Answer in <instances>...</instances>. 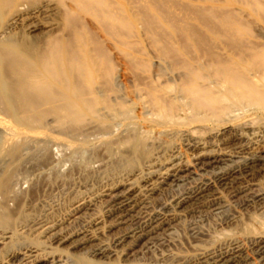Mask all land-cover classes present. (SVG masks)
<instances>
[{"label": "bare ground", "instance_id": "1", "mask_svg": "<svg viewBox=\"0 0 264 264\" xmlns=\"http://www.w3.org/2000/svg\"><path fill=\"white\" fill-rule=\"evenodd\" d=\"M176 10L192 17L178 19L173 16ZM159 25L163 29L158 32L155 29ZM258 25L264 28V0H0V112L30 131L44 128L58 133L82 135L88 132L89 127L95 126L101 137H106L104 145L107 149L113 141H118L114 140L117 135L114 138L112 135L118 129L119 122L133 118L134 107H140L153 116L156 124L168 125L170 128L177 126L178 129L182 126L188 133L194 132L198 123L206 121L224 125L245 113L257 119L243 123L245 128L249 129L253 124L264 128V44L256 41L245 45V41L253 37V28ZM139 27L147 32L152 45L163 56L155 58L164 63L165 71H160L159 64H156L158 62L137 57L140 55ZM195 28L203 29L204 34L195 33ZM178 31L186 42H201L202 38H211L217 44L228 43L234 57H165L172 53L168 42L173 40L174 33ZM98 33L103 37L102 42L98 40ZM257 36L264 40L263 34ZM103 42L112 43L121 53L125 63L122 65L127 72H116L115 64L102 47ZM152 66L157 69L149 75ZM131 83L134 85L131 86ZM153 117L149 120H154ZM114 125L116 130L112 129ZM132 134L130 137L127 134L125 139L122 137V141L130 158L138 162L148 154L145 135L142 132V135ZM242 134H235L224 142L225 145L228 142L237 144V150L231 155L222 150L223 153L215 152L214 156L206 155L200 150L203 147L200 141L186 143L192 151L199 149L192 155V161L186 165L170 161L160 170L157 169L154 175L160 183L176 182L194 170L207 172L222 163L225 167L214 173V180L235 195L241 189L240 180L251 179L256 171L264 170V145L257 147L258 143L251 147L257 142ZM16 142L9 151L0 147L2 198L9 194L13 183V167H9L11 171H4L1 163L7 157L16 156ZM225 161L240 163L226 165ZM200 187L191 190L190 195H198L202 190ZM132 191L130 186L124 193L108 194L107 200L112 203L119 219L132 208ZM189 197L178 198L175 205ZM4 206L0 201V228H3L0 232V251L4 249L6 254L9 251L8 258L15 261L26 253L25 250L23 254L14 251L16 247L11 248L16 233L8 229L12 227L13 215ZM80 207L81 204L75 209L79 210ZM149 223L134 235L131 234L134 240L158 227L157 222L156 225ZM44 229L50 230V227ZM261 235L258 236L259 240H252L250 244L253 255L264 260V235ZM104 251L105 248H97L92 251V255H102ZM239 251L236 244L212 255L215 264H236L239 263Z\"/></svg>", "mask_w": 264, "mask_h": 264}, {"label": "rangeland", "instance_id": "2", "mask_svg": "<svg viewBox=\"0 0 264 264\" xmlns=\"http://www.w3.org/2000/svg\"><path fill=\"white\" fill-rule=\"evenodd\" d=\"M183 13L186 12L176 10L173 16L178 19L185 16L192 17L188 13ZM162 29L163 26L159 25L155 30L159 32ZM138 31L140 55L137 57H146L152 62H158L155 57L163 56L152 45L147 32L141 27ZM194 32L199 35L204 34L201 28H195ZM260 33L264 35V28L261 25L255 26L252 30L253 37L245 41V45L256 41L264 44V40L257 36ZM97 37L100 42L103 41L100 33ZM168 43L172 53L165 57H234L233 49L228 43L217 44L211 38H202L201 42L199 40L186 42L181 38L179 31L174 33L173 40ZM102 47L115 64L116 72L121 74L127 72L126 67H123L125 63L122 61V55L114 45L103 42ZM156 64H159L161 72L166 70L164 63ZM120 68L123 69L120 71ZM156 69V66H152L149 75ZM132 85L134 84L131 83ZM132 112L131 120L119 122L118 129L116 125L113 126L112 129L117 130L112 137L117 135L114 140L118 139V141H113L111 137L110 140L113 142L109 149L104 145L106 137H101L95 126L89 127L88 132L82 135H69V133H58L54 130L51 132L44 128L30 131L0 112V147L9 151V148L14 146L13 143L17 141L16 156L7 157L3 160L5 162L1 163L2 166L4 165L2 168L4 171H11L10 166L13 167L11 172L13 186L11 185L6 197L0 196V201L13 215L12 227L8 229L13 230L16 237L13 246L10 245V247L12 246V249L16 247L14 251L26 253L24 257L19 256L14 261L13 258H8L9 251L6 254V251L1 249L0 261L2 262L0 263L59 264V261L60 264H80V262L81 264L89 262L94 264H211L214 261L215 264L213 255L238 244L240 255L237 256V260L240 264H264L262 258L259 259L253 255L250 244L252 240H259L258 236L264 233V170L256 171L251 179L240 180L241 189L235 195L214 180V173L225 167L222 163L212 168L213 170L208 169L207 172L194 170V173L191 172L176 182L160 183L154 175L157 169L160 170L170 161L180 162L181 165L191 162L192 155L199 150L192 151L187 145L193 140L200 141L203 146L200 150L210 156H214L215 152L231 155L233 151H236L237 144L228 142L225 145L224 142L238 133L245 132L243 136H250L251 140L254 139L253 141L257 142H254L251 147H255L258 143L257 147L260 144L263 146L264 128L258 127L257 124H253L249 129L243 126V123L250 119L253 121L257 119L245 113L241 117L228 121L229 124L228 122L224 125L223 123L212 124L205 121L198 123L194 131L196 133H188L182 126L178 129L177 126L170 128L168 125L156 124L155 118L140 107H134ZM152 117L154 120H149ZM131 131L133 134L145 135L144 141L148 154L138 162L130 158L123 144V139L131 136ZM121 132H124V136ZM194 136L196 138L198 136L199 140ZM239 161L242 162L241 159ZM225 162L226 165L240 163ZM147 164L151 167L147 168ZM199 185L202 187L201 192L192 197L191 192ZM130 186L133 190L131 193L133 205L131 210L119 219L113 211L112 203L107 200L108 194L124 193ZM186 195L192 198L184 199V202L176 206L175 201ZM79 204L81 207L76 210ZM148 223L159 228L151 231L153 233L149 232L134 240L133 233L138 232ZM44 227H50L51 231ZM2 229L0 228V232ZM10 247L9 250H11ZM97 248H105L104 254L92 255V251Z\"/></svg>", "mask_w": 264, "mask_h": 264}]
</instances>
